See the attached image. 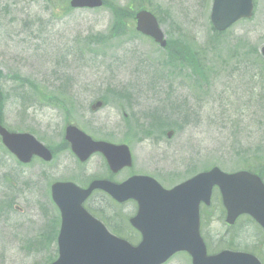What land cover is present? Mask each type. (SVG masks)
<instances>
[{
    "label": "rangeland",
    "instance_id": "rangeland-1",
    "mask_svg": "<svg viewBox=\"0 0 264 264\" xmlns=\"http://www.w3.org/2000/svg\"><path fill=\"white\" fill-rule=\"evenodd\" d=\"M133 1L108 0L106 7L72 10L66 0H0V97L6 94L1 120L56 151L49 163L24 165L0 140V264L54 261L57 239L48 236V227H59L60 213L52 201V183L84 181L75 171L106 174L102 157L80 165L70 150L62 149L67 124L110 141L122 136L118 126L126 109L141 104L136 114L154 108L169 112L171 127L159 128L155 140H132L137 169L142 162L165 187L214 166L231 173L264 165V0H256L251 19L225 33L213 30V0H142L176 45L167 50L133 29L109 31L111 10L135 9L140 4ZM171 50L188 54L171 62ZM196 59L201 70L193 68ZM102 97L106 107L92 112L91 105ZM125 97L133 99L129 105ZM173 103L179 105L178 119ZM168 129L174 130L171 138ZM90 205L107 206L102 196ZM222 207L214 194L202 219L214 248L228 245L222 237L229 228ZM105 212L110 217L112 211ZM238 224L231 230L234 246L256 245V224L246 216ZM175 257L167 264L190 263L183 252Z\"/></svg>",
    "mask_w": 264,
    "mask_h": 264
},
{
    "label": "water",
    "instance_id": "water-1",
    "mask_svg": "<svg viewBox=\"0 0 264 264\" xmlns=\"http://www.w3.org/2000/svg\"><path fill=\"white\" fill-rule=\"evenodd\" d=\"M71 3L73 7H97L103 4L102 0H72ZM252 10L253 0H214L211 20L216 29L224 31L239 19L250 17ZM137 29L166 46L164 33L152 13L141 11L137 14ZM99 106L100 102L94 105L93 109ZM67 133L73 150L83 160L95 151H102L111 167L117 169L125 164L118 163L116 156L120 151H125V160L130 158L125 146L94 142L73 126L68 127ZM0 135L4 144L25 163L30 162L34 155L47 161L52 159L51 152L29 133H12L0 125ZM79 138L85 139L86 142L80 144ZM144 181L150 184L149 196L143 191H132L134 184ZM214 185H218L222 190L224 203L228 208L229 223H233L239 214L255 213L264 225V185L258 176L246 172L226 174L215 167L169 191L150 178H135L121 185L96 181L87 190H82L72 183H56L52 187L53 197L62 210L63 226L60 258L53 264H96L101 258V262L109 264H161L179 250H188L194 264H205L210 258L207 257L206 247L200 236L199 207L202 201L209 204ZM95 188L107 190L120 201L131 197L139 200L140 213L144 214L146 219L142 226L132 222L143 232L140 245L133 247L111 236L100 244L74 245L64 241L71 224L76 223L77 226L84 227L82 222L92 224L107 238V232L99 228V223L79 206ZM68 197L71 198L66 200ZM72 200L74 205L69 204ZM242 255L245 254L223 251L214 259L228 262L227 264L232 261H248L242 258Z\"/></svg>",
    "mask_w": 264,
    "mask_h": 264
},
{
    "label": "trees",
    "instance_id": "trees-1",
    "mask_svg": "<svg viewBox=\"0 0 264 264\" xmlns=\"http://www.w3.org/2000/svg\"><path fill=\"white\" fill-rule=\"evenodd\" d=\"M143 7V6H140ZM113 10V21L111 23L110 26V31H124L126 29H130L131 27L128 25L129 21H130V15L129 13V9H112ZM128 19V21H127ZM170 48H174L176 45L169 43ZM178 47H179V43H178ZM170 55H171V62H174V59H178V56L181 55H185L184 51H178V54L175 53L173 50L170 51ZM3 94L2 91L0 90V95ZM1 99L3 97H0ZM0 105H1V101H0Z\"/></svg>",
    "mask_w": 264,
    "mask_h": 264
},
{
    "label": "flooded vegetation",
    "instance_id": "flooded-vegetation-1",
    "mask_svg": "<svg viewBox=\"0 0 264 264\" xmlns=\"http://www.w3.org/2000/svg\"><path fill=\"white\" fill-rule=\"evenodd\" d=\"M177 108H178L177 106L171 105V111H173L175 113V115L178 117ZM95 193H97V192H95ZM132 212H133V210H132ZM135 214H136V212L133 215H135ZM255 255H257V254H255ZM256 257H258V259H260L262 261V258L259 255H257ZM176 262L178 263V261H176ZM189 264H192V263L190 262Z\"/></svg>",
    "mask_w": 264,
    "mask_h": 264
},
{
    "label": "bare ground",
    "instance_id": "bare-ground-1",
    "mask_svg": "<svg viewBox=\"0 0 264 264\" xmlns=\"http://www.w3.org/2000/svg\"><path fill=\"white\" fill-rule=\"evenodd\" d=\"M136 115H139L138 117ZM130 119L135 121L136 123H139V119H140V114H133L130 116ZM121 125H119L118 127H120Z\"/></svg>",
    "mask_w": 264,
    "mask_h": 264
}]
</instances>
